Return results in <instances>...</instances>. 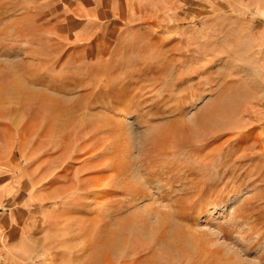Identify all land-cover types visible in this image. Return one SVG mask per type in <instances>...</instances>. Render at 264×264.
<instances>
[{
    "label": "rangeland",
    "instance_id": "1",
    "mask_svg": "<svg viewBox=\"0 0 264 264\" xmlns=\"http://www.w3.org/2000/svg\"><path fill=\"white\" fill-rule=\"evenodd\" d=\"M0 264H264V0H0Z\"/></svg>",
    "mask_w": 264,
    "mask_h": 264
},
{
    "label": "bare ground",
    "instance_id": "2",
    "mask_svg": "<svg viewBox=\"0 0 264 264\" xmlns=\"http://www.w3.org/2000/svg\"><path fill=\"white\" fill-rule=\"evenodd\" d=\"M195 74V73H194ZM111 119V118H110ZM118 119V118H117ZM113 120V119H112ZM115 121V120H114ZM111 122L109 125H111V128L114 130V133L115 134H118L119 136H121V139L119 140V141H117V139H118V137H117V139L115 138V141H114V144H113V146H112V152L114 153V157H113V162H112V164H111V166H112V169H115L116 170V172L113 174V175H111V176H103V177H100V176H94L93 175V178H91L92 179V181L94 182V184H97V183H101V182H105V181H109V182H117V181H120V182H125V183H127V185H128V188H132V187H134L135 186V184H136V182L134 181V180H131V178L130 177H133V178H137L139 175H138V173H137V170H132V175L131 176H129L130 174L129 173H127L128 171V169L130 168V162H128V160L127 161H124L123 159H122V154L126 151V148H127V146H135L136 145V143L138 142V136L139 135H141V134H139V132L137 131V129H136V126L133 124V123H129V122H125V121H123V120H120V121H117L118 123H116V121L115 122ZM106 125H107V123H106ZM110 126H108L107 128H109ZM106 128V129H107ZM110 129V128H109ZM113 130H111L110 132H113ZM107 133V132H106ZM110 134V133H109ZM107 135V134H106ZM111 135V134H110ZM108 137V136H107ZM111 137V136H110ZM129 137V138H128ZM111 138H113V137H111ZM128 138V139H127ZM112 140V139H111ZM107 146V145H106ZM105 146V147H106ZM109 146H111V145H109ZM136 147H138V146H136ZM134 149H135V147H134ZM106 150V149H105ZM109 150V149H108ZM108 152V151H107ZM127 155V154H126ZM104 156V155H103ZM110 157H111V155H110ZM109 157V158H110ZM131 157H132V159H133V157H135L134 156V154H131ZM104 158V157H103ZM108 158V157H107ZM126 158H127V156H126ZM125 158V159H126ZM128 158H130V155H129V157ZM127 158V159H128ZM110 159H112V158H110ZM133 161V160H132ZM107 162V161H106ZM132 163V162H131ZM109 164V163H108ZM105 165H107V164H105ZM109 166V165H108ZM131 167H132V164H131ZM106 170V169H105ZM140 170V169H139ZM105 172V171H104ZM114 172V171H113ZM139 172V171H138ZM66 174L67 173H65L62 177H60V179H62V178H64L65 176H66ZM164 174V173H163ZM141 175V174H140ZM143 176H145L144 174H142ZM165 175V174H164ZM152 176V175H151ZM129 178V179H128ZM145 178V177H144ZM143 179V178H142ZM141 179V180H142ZM104 180V181H103ZM163 180L165 181V179L164 178H162V177H160V176H158V177H154L153 178V180L151 181V182H149L150 181V178H149V181H147V180H145V185L144 184H141L142 182H140L139 184H141V186H138V187H140L141 188V190L143 191V196H144V200H147L148 199V196H150L151 194H152V190L154 189V190H159V193L160 194H163L164 193V189H165V184H164V182H163ZM109 182L107 183L109 186H108V188H112V186L109 184ZM113 184V183H112ZM121 184V183H120ZM125 185V184H124ZM124 186H121V188H123ZM108 188H105L104 187V189L103 190H107V191H105V196L106 195H109L110 194V192L108 191ZM139 188V189H140ZM134 189V188H133ZM111 190V189H110ZM131 190V189H130ZM140 190V191H141ZM137 191V190H136ZM139 191V192H140ZM168 191V190H167ZM134 197H136V196H134ZM138 197V196H137ZM154 197V195L152 196V198ZM150 198H151V196H150ZM132 199H133V195H132ZM139 199V198H138ZM121 200V199H120ZM150 201V200H149ZM148 201V203L147 204H150L151 203V201L149 202ZM135 202H138V201H135ZM139 203V202H138ZM144 203V202H143ZM142 203V204H143ZM153 203V202H152ZM136 206V205H135ZM144 206V205H143ZM147 206V205H146ZM137 207V206H136ZM148 207V206H147ZM106 208V207H105ZM108 209V208H107ZM106 209V210H107ZM152 209V208H151ZM162 212V211H161ZM163 213V212H162ZM158 214V213H157ZM156 214V215H157ZM160 214V213H159ZM155 215V216H156ZM161 215H163V214H161ZM159 216V215H158ZM156 221H157V219H156Z\"/></svg>",
    "mask_w": 264,
    "mask_h": 264
}]
</instances>
